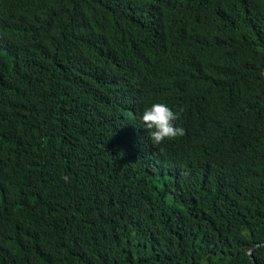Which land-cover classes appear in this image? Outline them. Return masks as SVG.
Returning a JSON list of instances; mask_svg holds the SVG:
<instances>
[{
	"label": "trees",
	"instance_id": "16d2710c",
	"mask_svg": "<svg viewBox=\"0 0 264 264\" xmlns=\"http://www.w3.org/2000/svg\"><path fill=\"white\" fill-rule=\"evenodd\" d=\"M204 256L264 264V0H0V264Z\"/></svg>",
	"mask_w": 264,
	"mask_h": 264
},
{
	"label": "clouds",
	"instance_id": "9594fccd",
	"mask_svg": "<svg viewBox=\"0 0 264 264\" xmlns=\"http://www.w3.org/2000/svg\"><path fill=\"white\" fill-rule=\"evenodd\" d=\"M139 119L153 145L185 135V128L178 123V112L166 102L156 101L145 106ZM202 260L207 264L208 257L204 256Z\"/></svg>",
	"mask_w": 264,
	"mask_h": 264
},
{
	"label": "water",
	"instance_id": "95a60500",
	"mask_svg": "<svg viewBox=\"0 0 264 264\" xmlns=\"http://www.w3.org/2000/svg\"><path fill=\"white\" fill-rule=\"evenodd\" d=\"M251 255H252V258H254V256H253V252H251Z\"/></svg>",
	"mask_w": 264,
	"mask_h": 264
},
{
	"label": "bare ground",
	"instance_id": "6f19581e",
	"mask_svg": "<svg viewBox=\"0 0 264 264\" xmlns=\"http://www.w3.org/2000/svg\"><path fill=\"white\" fill-rule=\"evenodd\" d=\"M215 237H216V236H215ZM215 237H214V238H215ZM210 240H211V239H210Z\"/></svg>",
	"mask_w": 264,
	"mask_h": 264
}]
</instances>
